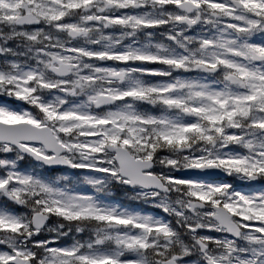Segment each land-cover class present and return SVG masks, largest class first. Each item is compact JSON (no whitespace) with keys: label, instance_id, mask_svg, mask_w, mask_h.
<instances>
[{"label":"snow or ice","instance_id":"1","mask_svg":"<svg viewBox=\"0 0 264 264\" xmlns=\"http://www.w3.org/2000/svg\"><path fill=\"white\" fill-rule=\"evenodd\" d=\"M0 264H264V0H0Z\"/></svg>","mask_w":264,"mask_h":264}]
</instances>
